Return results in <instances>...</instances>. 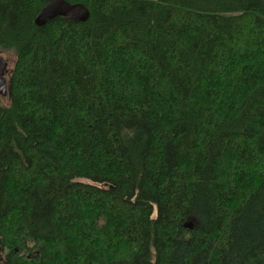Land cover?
I'll use <instances>...</instances> for the list:
<instances>
[{
    "label": "trees",
    "instance_id": "obj_1",
    "mask_svg": "<svg viewBox=\"0 0 264 264\" xmlns=\"http://www.w3.org/2000/svg\"><path fill=\"white\" fill-rule=\"evenodd\" d=\"M0 0L6 264H264V0Z\"/></svg>",
    "mask_w": 264,
    "mask_h": 264
},
{
    "label": "water",
    "instance_id": "obj_2",
    "mask_svg": "<svg viewBox=\"0 0 264 264\" xmlns=\"http://www.w3.org/2000/svg\"><path fill=\"white\" fill-rule=\"evenodd\" d=\"M89 10L82 3H70L66 0H49L37 12L34 18L36 26L59 17L72 22H84L89 18ZM7 63L0 55V97L7 96ZM0 264H6L0 258Z\"/></svg>",
    "mask_w": 264,
    "mask_h": 264
},
{
    "label": "rangeland",
    "instance_id": "obj_3",
    "mask_svg": "<svg viewBox=\"0 0 264 264\" xmlns=\"http://www.w3.org/2000/svg\"><path fill=\"white\" fill-rule=\"evenodd\" d=\"M0 55L3 57V59L6 61L7 63V69H8V72L12 69V66H13V63H14V54L11 52V51H5V52H0ZM8 72H7V75H8ZM6 75V76H7ZM8 77V76H7ZM2 101L4 104L7 102V97H1Z\"/></svg>",
    "mask_w": 264,
    "mask_h": 264
}]
</instances>
